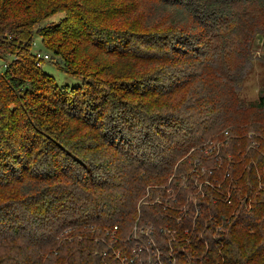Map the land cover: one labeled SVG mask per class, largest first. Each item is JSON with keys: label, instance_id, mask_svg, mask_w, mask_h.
Instances as JSON below:
<instances>
[{"label": "trees", "instance_id": "1", "mask_svg": "<svg viewBox=\"0 0 264 264\" xmlns=\"http://www.w3.org/2000/svg\"><path fill=\"white\" fill-rule=\"evenodd\" d=\"M127 1L0 0V152L16 136L27 153L55 139L82 155L76 168L0 163V264H264V85L245 103L235 84L255 38L264 50V0H131L121 13ZM36 35L71 74L112 64L133 78L60 86ZM107 87L148 99L161 117L144 119L167 129L126 134L119 120L142 116L121 99L99 129ZM105 144L119 157L96 165Z\"/></svg>", "mask_w": 264, "mask_h": 264}, {"label": "rangeland", "instance_id": "2", "mask_svg": "<svg viewBox=\"0 0 264 264\" xmlns=\"http://www.w3.org/2000/svg\"><path fill=\"white\" fill-rule=\"evenodd\" d=\"M126 6H128V7L125 8ZM131 8H132V1L130 0V1L125 2L123 4V7H120L119 9L122 10L121 11V13H122L123 11L129 12ZM64 15H65V13H63V12L56 13L55 15H53L52 17L49 18V21H53V22L58 21L62 17H64ZM144 19H146V15L143 16V14H142L141 16H138L133 21V25H136L137 23L142 24ZM34 39H35L34 41H36L37 44L32 48V51H34V52L40 51L42 54L44 52H46L50 55L49 60H44L41 62L42 69L48 75L53 77L54 80L57 82V84L60 86H63L65 84L68 86H75V85H79V84L81 85L83 83L82 82L83 77L86 80L91 81L92 83L101 84V85L103 83L104 84H106V83L116 84L118 82H114V81L116 79H120L121 77H124V76L125 77L123 79H132L133 78V76L128 77L126 75H122L123 71L117 72L115 65H112V64L108 67L102 66V67H98L97 69L93 68L94 66L92 65V67L90 68L91 70H89V72H83V74H74V72H73L71 74L68 67H66V66L61 67L62 64H61L60 57L58 55H56L55 53H53L51 50H49L48 47L45 45L44 42H45L46 37L43 38L44 39L43 40L38 35H36L34 37ZM249 49H250L248 51L249 56L247 58L248 62L246 63V69L243 71L244 74L240 75V79L235 83L237 90H238V93H239V98L241 100H243V102H245V103L256 101L257 97H258L259 89H260V87H262L264 85V50L261 48V41L258 38H255L253 40V42L251 43V46ZM3 60H5V59H0V65L3 63ZM116 64L121 65V66L124 65L125 71H128L129 68H132L131 67L132 64L127 65L126 62L122 64L120 61H118V63H116ZM64 69L66 70V72ZM95 73H99V74H95ZM103 73H105V74H103ZM113 73H115V78L112 77ZM87 74H89L90 76H88ZM91 75H93V76L91 77ZM166 79H168L167 76L162 77L163 81ZM86 88H87V86H85V85L82 86L81 91L85 90ZM106 89L109 91L110 94H112L111 99L106 101V103L108 105L114 104L115 109L112 112L114 114H112L110 116H107L109 113H111L108 109H105L106 111H104L103 114L100 111L96 112L97 115L101 118H98V120L96 122H95V119H92L90 122L94 123V124H99L100 125L99 129H104L108 124H112L113 118H115V116L118 115V113H120V109H122L123 107L118 106V105H120L118 102L119 99L124 101L126 107H133L137 111L140 110L139 116H142V117H139V118L144 120L143 124H141V121L139 118L137 119V121L135 123H132V124H129L127 122H122L119 120V123L120 122L122 123L121 125L124 127L126 134L128 133V135H130L132 132H134L135 134H133V135H138L136 133V130L141 128L140 133L143 135L144 131L147 129H150L153 132L152 127H154V126L158 127L160 131H165L167 129L166 126L162 122H160L161 120H156L155 122H152L149 124L148 121L146 119H144L143 116L146 117L147 115H149L150 117H158V118L161 117V116L156 115L154 113V112H156L154 110V106L147 105L145 107L146 112L143 110L144 108H142V107H144L143 106L144 104H147L146 101L148 99H145L142 96L126 95V94H123L121 92H116L114 89L111 90L109 87H107ZM118 96H120V97H118ZM166 97L168 98L169 96H166ZM178 97H179V94L178 95L175 94V95L170 96L169 99L173 101L174 99H176ZM85 99H87V97ZM104 105H105L104 102H101L100 104L98 103V106H104ZM147 108H149V109L153 108V109L148 110ZM97 109H100V107H98ZM254 111H256V110L254 109ZM96 113L94 114L93 118L97 117ZM121 115L123 116L124 114L122 113ZM125 115L127 117V114H125ZM71 122H72V125H74L76 128H78L77 125L80 122L77 123L74 120H72ZM133 127H134V130H132ZM83 128L84 129H82L83 130L82 132L88 131V128H85V127H83ZM112 129H116V127H113ZM95 133L101 134V133H99V131L95 132ZM109 133H110V131H109ZM23 135L26 137L25 133H23ZM36 138H37V136H36ZM10 141L13 142L12 143L13 146H11L10 152H8L9 150L0 152V159L2 158V161H0V163H2V165L3 164H9V165L11 164L14 166L15 169H21L22 164L28 163V165H29L28 171H29V169H32L34 167H40L43 163H47L48 161L55 163L57 166H61V164L64 166H65V164H70V166H73L76 168L77 166H75L74 161L75 160L81 161L82 155L77 150H73L74 149L73 146H72L73 149L68 148L67 146H66V148H64L62 146L56 147L55 145H57L58 141L55 139L52 141L46 140L45 144L42 143V140H41V143L37 145V148L32 153H27V152L19 149V145L22 143L18 139V137L13 136ZM96 141H97V139H96ZM135 141L139 142V139L135 140ZM23 143H25V142H23ZM120 143H121V141H120ZM122 143H126V139H124L122 141ZM135 144L136 143L133 141L131 143V147L133 148ZM24 145H26V143ZM70 145H69V147H71ZM26 146H28V145H26ZM100 149H101L100 152L102 153V155L100 158H98V161L95 160L94 163L96 165L97 164L104 165V164H106V162H109V161L111 163L114 159H117L119 157V155L112 148H110L108 144L102 145ZM84 153H86V152H84ZM15 155H17V156H15ZM73 155H74V157H70ZM45 158H47V159H45ZM17 160L18 161L20 160L21 162L18 163ZM86 160H88V159H86ZM86 160H83V161H86ZM2 165H0V169H2ZM3 169H5V168H3ZM18 204H20V203H18ZM19 208L22 210L23 207H19ZM53 208H55V207H53Z\"/></svg>", "mask_w": 264, "mask_h": 264}, {"label": "built area", "instance_id": "3", "mask_svg": "<svg viewBox=\"0 0 264 264\" xmlns=\"http://www.w3.org/2000/svg\"><path fill=\"white\" fill-rule=\"evenodd\" d=\"M36 56L38 59H40V61H44V60H49L50 59V55L46 52H44L43 54L40 52V51H37L36 52ZM118 226L117 225H113L112 227V233L116 232L117 231V228ZM136 227H134L133 229H135Z\"/></svg>", "mask_w": 264, "mask_h": 264}]
</instances>
